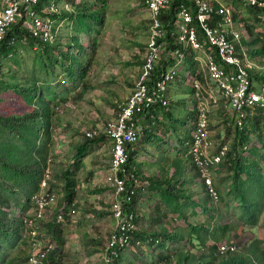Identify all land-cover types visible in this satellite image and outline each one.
<instances>
[{
    "label": "trees",
    "instance_id": "16d2710c",
    "mask_svg": "<svg viewBox=\"0 0 264 264\" xmlns=\"http://www.w3.org/2000/svg\"><path fill=\"white\" fill-rule=\"evenodd\" d=\"M51 1L40 0L38 7L47 5ZM55 1L59 3L60 0ZM182 2L187 3L188 0H170L160 16L166 28L165 40L167 50L181 47L170 36L171 26L168 25V22L174 18L178 5ZM222 2L232 9L235 22L242 24L245 32H247L249 37H252L248 43L242 40V46L249 48V54L251 56L264 60V32L261 30L253 31V25L244 16L239 14L238 9L241 6L240 3L237 4L233 1L232 4H228L223 0ZM211 4L213 5L212 18L218 19L219 15L216 14V7H218L219 3L213 1ZM87 5H84V7ZM246 9L247 13L252 15L254 21L261 22L257 18L258 10L256 8L246 5ZM92 15V12L85 13V11H82L80 15L73 19L71 15H66L63 10H60L58 14H52L51 16L57 20L68 18L70 25L72 24V27L69 25L70 31L77 35L83 31L87 32L88 24L91 23L94 25V22L96 23L94 28L98 32V26L102 23L103 17L98 14L95 16L96 18H93ZM261 23L264 24V22ZM96 35L97 33L89 38L87 48L91 52L98 47ZM7 36L13 37V42L9 44L7 41H3L0 44V74L7 59L12 60L14 64H18V59L20 58L18 52L28 49L37 57V64L44 70V76H32L22 81L16 80L12 72L10 73V81L3 80L2 77L0 78V93L2 91H10L16 97L20 98L23 104L29 107V109H26L22 113L0 110V264H28L27 257L30 250L26 254L21 250V246L26 242L23 237L22 219L31 208V196L39 188V182L44 177V171L48 164L49 154L53 150L54 110L56 107L55 100L57 99L56 89L57 86H60V88L62 86L59 82L55 83V78L58 75H56L54 67L58 65L63 68V72L71 84V88L75 89L77 85L84 83L83 78L86 75L87 67L91 61L89 55L86 53L81 55V57L78 56V53L77 55H71L70 46H65L64 52L58 50V47H61L60 40L54 44H48L30 38L26 30L19 27V24L11 26ZM23 37L25 38V42H21ZM260 38H263V40ZM70 39L74 40L76 37L71 36ZM256 42H260V45L252 47ZM74 45L80 47L77 39ZM168 63H173V61L166 62L164 56H162L152 72V77L156 78L160 76ZM195 64L193 51L187 50L185 52L184 65H186V72L189 77L188 83L191 95H193L191 81L194 76H198L200 73ZM247 70L250 79L255 78L260 83H264V70L259 71L251 67H247ZM69 92L67 88H63L62 93L64 96L60 97V99L62 101L66 100L65 95ZM114 108L116 109V105H114ZM162 108L164 109L162 114L171 118V112L166 110V107ZM193 109H195V102L193 103ZM153 111L154 109L151 111V114ZM192 118L194 119V116ZM172 122H180L186 125L187 120L177 118ZM228 122L229 120L226 123ZM233 126L235 128L233 143L221 161H228L230 165L231 190L239 201L242 224L236 226L228 222L212 221L207 223L205 221L187 219L189 215L185 210L188 207L196 205L203 208V211L206 212V208H209V203H211L212 199L208 196L206 187L202 179L198 176L194 163L186 153L184 163L189 165L195 180L200 184L204 192L203 196L200 195L196 201H193L186 194L184 187H178L176 190L175 184L170 180L166 183H160V179H157V184L163 186V190H158L160 203L162 202L171 212H174L181 219L187 221L186 225L171 227L168 224L161 231L150 230V232L138 229L132 233L129 245H136V240L138 239L142 241L147 237H151L153 243L155 239H158L157 242L159 245L165 248L168 246V240L183 242L189 246L198 244L205 248L206 251H200V254L196 258H192V262H190L188 249L178 250L176 264H264V239L259 237L249 242L246 252L237 253L235 251H228L220 254L216 251L222 238L229 231L235 228V232L240 234L243 232L245 225L254 226L258 224L260 214L264 210V173L261 170V166L257 159L246 162L244 157L236 154L239 145L242 146L244 142L251 140L250 134H255L256 138L260 139V132H263L261 127L264 128L263 115L258 112L256 115L248 117L242 129H239L235 125ZM191 137L192 127L186 131L184 138L190 141ZM104 138H106L104 134L92 137H87L84 134L85 140L76 144L71 164L62 169L59 176H56L63 184L61 201L59 202V207L54 208L55 212L52 217L42 222V230L45 231L51 241H55V245L47 253L45 258L42 259V264H62L61 254L66 242L63 226L64 221L57 222L56 214L60 211H67L72 204H75L77 184L75 173L83 164V157L87 153L88 145L92 142H99ZM262 143L264 144V141ZM187 150L188 147L186 146L185 152ZM247 151L251 152L252 148ZM125 167L129 170V172H126V176H121L119 173L125 180V190L128 191L132 186H135L136 192L137 185H135L133 178L136 177L137 161L134 149L128 148V158ZM131 173H133L134 177L131 176ZM51 186H54L53 180L49 182L50 189H52ZM125 207L127 209H134L137 213L139 212L136 194L133 197L132 203L125 205ZM14 208L17 210L16 213H14ZM157 208L160 209L161 207L158 206ZM190 214H195V211H191ZM45 233L44 236L47 237ZM160 237L162 238L160 239ZM127 246L118 250L111 264H122V260L124 259L122 251ZM172 255L170 251H167V253L161 252L158 253V258L165 259L167 264H171Z\"/></svg>",
    "mask_w": 264,
    "mask_h": 264
},
{
    "label": "rangeland",
    "instance_id": "374dc122",
    "mask_svg": "<svg viewBox=\"0 0 264 264\" xmlns=\"http://www.w3.org/2000/svg\"><path fill=\"white\" fill-rule=\"evenodd\" d=\"M223 1L228 4H232L233 1L237 4L240 3L241 6L238 9L239 14L244 16L247 21L253 25V31L256 32L261 30L264 32V24L253 20L252 15L247 13L246 5L243 2L239 0ZM65 4L70 6L64 7ZM57 5L59 9L63 10L66 14L72 12L73 19L80 15L82 11H85V13L92 12L93 18L98 14L102 15L103 21L98 26V32L94 28L96 25L94 22V25L91 23L88 24L86 29L88 33L83 31L76 35L72 33L70 29H63L65 27L67 28V26L69 28L70 26L72 27L69 20L66 22V26L62 27L57 38L61 43V47H58V50L64 52L65 46H70L71 55H77L78 53V56L81 57V55L86 53L89 55L91 62L83 78L84 83L77 85L75 89L71 88V84L66 79L63 68L58 65L54 67V71L56 75H58L57 78H55V83L59 82L62 84L61 88L57 86L56 89L57 99L55 100L56 107L54 110L53 150L49 154V157H51L50 181L53 180L54 183V186L51 187L57 195V204L54 208L59 207V202L63 194V184L56 176H59L62 169L71 164L76 144L85 140L84 131L100 128L106 121L112 119L115 115L114 105H116L117 100L123 99L132 91L134 81L137 79L139 73L149 36L148 13L143 0H60ZM84 5L87 6L84 7ZM236 25L245 32L242 24L236 22ZM62 33H66V36L62 35ZM96 33L98 47L91 52L90 49L87 48V45L89 38ZM245 33L246 41L249 42L252 37H249L247 32ZM71 36L76 37L80 47L74 45L76 39L71 40ZM260 39L263 40V38ZM259 45L260 42H256L252 47ZM245 50L247 54L250 53L249 48L247 49L245 47ZM18 54L20 55L18 59L19 63L14 64L12 60L7 59L2 67L0 78L2 77L3 80L10 81L11 72L18 81L29 79L32 76H44V70L37 64V57L30 52L29 49L20 50ZM248 58L257 65H261V69L264 70V60L255 58L250 54ZM185 71L186 68L183 69V73H185ZM252 79L260 82L255 78ZM63 88H67L70 92L65 95L66 100L62 101L60 97L64 96L62 93ZM224 105V102H222L221 108L223 112L220 115H215L216 120L227 118L226 116L229 112ZM178 107L179 106L176 104L171 105L170 111L172 113L176 112L175 115L181 112V114L178 115L183 116L182 114H184V111L179 110ZM26 109H29V107L23 104L22 100L16 97L12 92L2 91V93H0V110L22 113ZM174 109H176L175 112H173ZM212 113L213 111L210 109L208 113V121H210L208 122V129L212 134L211 140H218L219 142H216L218 144L227 142L231 148L235 129L232 124L233 122L229 120V122L226 123L228 121L227 119L226 122L222 121V123L216 124ZM162 117L164 120H160V123L166 122L169 125L177 126V128L185 126L180 122H172L164 115ZM192 121L193 118L189 126L185 127L184 137L186 136V131L192 127ZM160 126L162 127V125ZM219 127L221 131L228 130L226 132L227 134L224 131L223 137L222 134L219 133ZM170 128L171 127L168 126L166 131H169ZM261 129H263V132H260V139H257L255 134H250L251 140L243 143V145H248V148L244 150L242 149L243 145H239L236 154L244 157L246 162L257 159L264 173V144L262 143L264 141V128L261 127ZM166 131L161 130L158 135L155 134L157 135L155 142L167 148L165 155L169 157L170 154L175 155V152L172 150L169 152L168 150L171 146L165 143L167 137L165 135ZM174 131L177 132L176 129H173V131L170 130V132ZM176 134L177 133H174V137ZM177 143L179 146V140H177ZM110 146L111 143L106 138L99 142L90 143L87 153L83 157V164L75 173L77 184L74 215L65 216L67 218H64L63 222L66 242L61 254L62 264H101L102 252L104 250L107 235L113 227V219L108 211V202L111 198L109 195L110 192L105 190L107 186L103 176L100 175V173L99 175H95V173L91 175L88 170L94 167L95 164L104 162L110 156ZM250 148H252V151L248 152L247 150ZM185 150L186 145H184V153ZM166 156L160 153V161L166 163L170 169V160L166 158ZM184 156L186 155L184 154ZM177 166L180 168L181 173L184 171L183 187L186 189V194L189 195L191 200L196 201V191L198 190L196 186L200 188L199 194L202 196L204 195L200 184L195 180L190 167H184V163L181 160L177 162ZM104 169L105 167H103V170ZM229 170L228 161L225 160L211 167V172L215 171L216 173H227L230 172ZM228 181H230V177H222L219 180L222 193H225L221 196L218 190L213 186L216 194H218V200H212L211 203L208 202L209 208L206 212L196 210V205L188 207L185 210L189 215L187 219L201 221V218H205L209 215L211 217L208 218L214 222H228L236 226L242 224L239 201L234 196L231 186H228ZM155 200L158 202L160 201L159 197H155L150 203V212L148 213L149 210L147 211L150 218L149 224L147 223L146 225L143 224L140 226L139 223L140 227L138 226V228L141 231H161L164 227L166 228L168 224L171 227L186 225L187 221L181 219V217L174 212H171L162 202L160 204L158 203V206L161 207L159 212L155 211V215L152 217L151 212L154 210V207H151V204H153ZM148 202L149 199L147 198V203ZM54 208L52 213L47 216V219H50L54 214ZM14 209V213H16L17 210L16 208ZM191 211H195V214L191 215ZM42 233H45V231ZM45 235L48 237L46 233ZM257 237L264 239V210L260 214L258 224L254 226L245 225L243 232L240 234H237L234 228L222 238L221 242L234 241L237 244V250L235 252L239 253L246 252L249 242ZM161 238L162 237H160V239ZM167 244L168 246L165 248L161 247L158 242L153 243L152 240H142L140 243H136V245H129L122 251L124 256L122 264H167L165 259L158 258V253H167V251L173 254L171 256V264H176L177 253L180 249L189 250L190 262H192V258H196L200 254V251H206L205 248L198 244L189 246L188 244L174 240H168ZM54 245L55 241L53 240V246ZM21 250L26 254L28 250L32 252L33 247L25 242V244L21 246Z\"/></svg>",
    "mask_w": 264,
    "mask_h": 264
},
{
    "label": "built area",
    "instance_id": "2783aa9c",
    "mask_svg": "<svg viewBox=\"0 0 264 264\" xmlns=\"http://www.w3.org/2000/svg\"><path fill=\"white\" fill-rule=\"evenodd\" d=\"M40 0H0V44L13 42V37L7 36L11 26L19 24L26 30L28 36L41 43L53 44L63 27L62 21L53 18L60 9L55 0L38 7ZM170 0H144L148 13L149 36L145 53L134 82L131 93L124 99L117 101L115 115L100 128L84 131L87 137L104 134L110 141V157L108 160V184L112 191V199L108 210L113 219V230L107 236L102 252V264H111L118 250L129 245L131 235L137 231L139 214L134 209H127L136 194L135 186L125 190L128 158V148L133 149L136 142L144 133L145 125L151 117L155 107H167L168 86L176 80L178 67L184 64L185 52L191 50L203 54L202 66L209 80L220 97L226 102L234 114V125L242 129L248 117L258 112L264 119V83H254L247 70L248 55L242 46L245 32L239 29L233 18L232 9L222 0H188L180 3L174 18L168 22L171 26L170 36L181 47L167 50L165 40L166 28L161 20L162 11ZM218 2L216 14L218 19L212 18L213 5ZM245 5L258 10L257 18L264 22V0H239ZM247 36V35H246ZM25 42V38L21 39ZM174 61L163 70L160 76L153 78L152 72L161 57ZM196 60V57L193 56ZM186 72V71H185ZM193 99L195 102L194 119L192 121V137L188 142L187 154L190 156L206 187L208 196L218 200V194L213 189L211 181V167L221 162L230 149L227 142L214 144L208 129V99L201 93L200 82L193 77ZM244 145L242 149H247ZM44 171V177L39 182L38 190L31 196V208L23 217V237L27 244L33 247L28 254V264H42V259L54 247L53 241L42 233V222L52 213L57 204V195L49 188L51 180L50 159ZM120 173V175H119ZM133 176V173H131ZM137 185L136 178H133ZM74 215V204L67 211L56 214V221H64V217ZM146 241H151L147 237ZM158 239H155L157 242ZM141 240H136L140 243ZM234 241H223L216 251L223 254L236 251Z\"/></svg>",
    "mask_w": 264,
    "mask_h": 264
},
{
    "label": "crops",
    "instance_id": "0c3cea01",
    "mask_svg": "<svg viewBox=\"0 0 264 264\" xmlns=\"http://www.w3.org/2000/svg\"><path fill=\"white\" fill-rule=\"evenodd\" d=\"M66 1V0H65ZM80 4V3H78ZM70 5L65 4L64 7H68ZM66 14V13H65ZM66 15H71L73 16L72 12H69ZM62 21V25L63 27L66 26V22L69 21L68 18L62 19L60 20ZM66 30H69V27L67 26V28H63ZM66 34V33H65ZM62 33V35H65ZM69 34V33H68ZM66 36V35H65ZM246 43H248V41H246L247 39H244ZM64 42V41H63ZM245 49V47H244ZM248 49V48H247ZM247 52V51H246ZM248 55V54H247ZM193 56L196 57V68L197 70L200 71L198 76H194L195 78H197L200 82V86H201V93L204 97H206L208 99V113L211 111H213V117L215 119V123L216 124H220L222 123V121H227L231 120L233 121V125H234V114L233 112L228 108L227 104H225L224 100L220 97L218 90H216L213 86V83L209 80V78L207 77V74L205 73V71L203 70V66H202V60H203V54L200 52H194L193 51ZM249 57V56H248ZM249 60V58H248ZM167 62V61H166ZM174 62V61H173ZM172 63H168L166 64L167 66H170ZM165 67V69H167L168 67ZM249 66L251 68H256L257 70H262V66L261 65H257L255 62H252L251 60H249ZM186 68V65L182 64L178 67L179 69V73L177 74L176 80L171 83L168 86V90H167V98H168V107H166V110L171 109V105H178L179 110H183L184 114H182L183 116H180L178 114H181V112H178L177 115H175V111L176 109L173 110L172 113V117L169 119H171L172 121L180 118V119H184L187 120V124L185 126H182L180 128H177V126H173V125H169L166 122L160 123V120H164L163 119V112L164 109L162 107H157L156 109H154V111L151 114V117L148 120V123L145 125V129L146 132L144 134V136L140 139V141L138 140V142H136V144L134 145L133 149L135 151V156H136V161H137V172H136V181H137V188H136V202H137V208L138 211H140L139 214V218H138V226L140 223V226L143 224H149V214H147V211L149 210L150 207V203L151 201H153V199L155 197H158V190L162 189L163 190V186H159L157 184V179H160V183H166L167 181H171L173 184H175V188L176 190L179 188L183 187V172H180V168L177 166V162L179 160H181L184 163V154L186 155L187 152H183L184 151V145H186L188 147V141L187 139H184V130L185 127L189 126V123L191 122V119L194 115V109H193V97L190 93V88H189V77L187 76V72L183 73V69ZM251 80L254 83H258L256 80H253L251 78ZM135 82V81H134ZM193 92V90H192ZM131 93V92H129ZM128 96V95H127ZM126 96V97H127ZM124 97V98H126ZM123 98V99H124ZM118 101V100H117ZM222 102H224V106L227 108V111L229 113H227L228 115L226 116L227 118L224 119H219L216 120V116L215 115H220L223 110H222ZM178 110V111H179ZM151 120V121H150ZM210 122V121H208ZM162 125V127L160 126ZM170 126V130L173 131V129H176V131L174 132H170L166 131L167 127ZM166 131L165 135L167 136L165 139V143L170 145L171 147L168 149L169 152L172 150L175 152V155L170 154L169 157L165 155L166 149L165 147H163L161 144L155 142L156 141V137L157 135L160 133V131ZM145 131V130H144ZM225 133L228 130H222L219 127V133L222 134L223 137V133ZM174 133H177L176 136L174 137ZM157 134V135H155ZM227 134V133H226ZM209 136L210 139L212 138V134L211 131H209ZM174 137V138H173ZM177 140H179V146L177 143ZM213 140V139H212ZM214 144H218L216 142H219L218 140L215 141V139L212 141ZM170 143V144H169ZM111 147V146H110ZM160 153L163 154L164 156H166V158H168L170 160V166H171V170L169 169V166L164 163L161 162V158ZM172 153V152H171ZM110 157V156H109ZM109 157L102 163H97L95 164L94 167L90 168L88 170L89 173H91V175H93V173H95V175H102L103 179L105 181V184L107 186V191L110 192V198L112 199V191L110 189V187H108V178H109V171H108V160ZM189 167L187 164L184 163V167ZM230 166V165H229ZM103 167H105V169L103 170ZM230 172H221V173H216L211 172V181H212V185L215 187L216 190H218L219 195L221 196L222 194V189L220 188L219 185V180L222 177H230V173H231V169L229 170ZM108 182V183H107ZM151 182V183H150ZM154 182V183H153ZM228 186H231V181H228ZM196 185V184H195ZM166 187V185H165ZM196 188L198 189L196 192V196H200L199 194V186ZM229 188V187H228ZM147 198L149 199V202L147 203ZM111 199L108 202V206L109 203L111 201ZM158 203L160 204V201L158 202L157 200H155L153 202V204H151V207H154L153 211L151 212V216L153 217V215H155V211L159 212L158 207ZM146 207V208H144ZM144 208V209H143ZM205 209V208H204ZM196 210H200L202 212L203 208H200L197 206ZM207 211V208H206ZM150 212V210L148 211V213ZM151 217V219H152ZM208 217L211 216H207L205 218H201V221H205L207 223L212 222L213 220H210ZM113 222V220H112ZM114 225V224H113ZM139 226V227H140ZM112 229L108 232V234L110 232H112Z\"/></svg>",
    "mask_w": 264,
    "mask_h": 264
}]
</instances>
